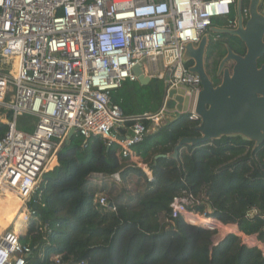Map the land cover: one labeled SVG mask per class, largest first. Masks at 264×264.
I'll return each instance as SVG.
<instances>
[{"label": "built area", "instance_id": "built-area-1", "mask_svg": "<svg viewBox=\"0 0 264 264\" xmlns=\"http://www.w3.org/2000/svg\"><path fill=\"white\" fill-rule=\"evenodd\" d=\"M235 7L236 0H0V107L11 112L0 136V193L11 191L21 201V226L27 228L31 195L70 129L118 145L120 163L135 164L151 178L131 147L178 115L166 107L169 91L183 97V108L188 98L183 112L199 121L194 108L201 82L183 61L185 46L196 47L214 19L236 27ZM137 65L163 82L164 96L155 113L127 125L110 95L137 81ZM98 200L108 206L104 194ZM192 202L191 195L175 197L170 216L192 223ZM20 232L0 235V264H26L30 249L21 245ZM53 260L59 264L60 257Z\"/></svg>", "mask_w": 264, "mask_h": 264}, {"label": "trees", "instance_id": "trees-1", "mask_svg": "<svg viewBox=\"0 0 264 264\" xmlns=\"http://www.w3.org/2000/svg\"><path fill=\"white\" fill-rule=\"evenodd\" d=\"M163 96V82L153 78L147 85L123 83L110 102L128 125L155 113ZM3 119L10 120L11 112L0 107ZM198 124L187 113L178 114L131 147L150 179L137 165L120 163L118 145L74 134L35 191L37 206L20 236L30 249L26 264H56L55 256L59 264H264L262 250L236 234L212 242L217 227L221 233L237 228L264 243V144L254 149L240 137H222L182 147L177 160L168 158L180 139L199 136ZM5 129L3 124L0 136ZM95 174L103 178L94 179ZM99 194L113 207L101 206ZM183 194L193 197L188 210L202 216H192V223L170 216L171 202Z\"/></svg>", "mask_w": 264, "mask_h": 264}, {"label": "water", "instance_id": "water-1", "mask_svg": "<svg viewBox=\"0 0 264 264\" xmlns=\"http://www.w3.org/2000/svg\"><path fill=\"white\" fill-rule=\"evenodd\" d=\"M243 4L247 7L246 16L242 13ZM235 16L234 28L213 25L208 29L210 33L234 37L244 48V52L239 54L231 46L225 45V55L219 62L216 73L219 75L222 71L219 84L214 85L205 71L207 36H203L196 47L191 44L185 46L183 61L190 65L189 72L196 74L201 82V91L194 108L199 120L195 130L199 136L180 139L172 153L167 155L170 159L177 160L178 150L182 147L222 137H240L253 143L254 149L264 144V62L260 63L264 58V0H246V3L237 0ZM227 63L230 67H224ZM132 71L139 84L147 85L151 81L150 77L143 74L140 65L135 66ZM169 98L166 107L183 114V97L172 90L169 91ZM74 134L75 130L70 129L65 144L69 143ZM31 203V208L35 209V192L31 195ZM108 207L113 206L109 203ZM207 225L214 228L211 224ZM227 234L219 239L213 236L214 245Z\"/></svg>", "mask_w": 264, "mask_h": 264}, {"label": "rangeland", "instance_id": "rangeland-1", "mask_svg": "<svg viewBox=\"0 0 264 264\" xmlns=\"http://www.w3.org/2000/svg\"><path fill=\"white\" fill-rule=\"evenodd\" d=\"M230 17L234 18V14ZM214 21H215V24L218 23L219 25L226 23V20H223V18H217V19H214ZM207 34H208L207 35L208 43H207V50H206V55H205V59H204L205 71H206L207 75L209 76L210 80L212 81V83L214 85H216L220 82V77H219V75L216 74L218 60L221 59L223 54L225 53V45L224 44L231 46L232 43L230 44L229 42L234 41V37H231V36L225 35V34H214V33H210V32H208ZM231 39H233V40H231ZM233 44H234V47L238 46L237 51H240L242 53L244 52L243 45L241 43H238L237 40H235ZM231 47H233V46H231ZM228 66H230V64H228ZM188 108H189L188 98H186L185 102H184V108H183L184 112L187 111ZM3 122H4V119L0 120V128H2ZM0 197H1L0 198V213L2 210L6 209V208H12L13 207L12 201H4L3 200L2 192L0 193ZM19 212H20V209H19ZM192 216H195V215H192ZM198 217H202V216L198 215ZM15 222H13L10 226H8L7 222L0 216V235L2 234V232L4 230H14L16 228ZM215 222H217L222 227H231V228L233 226L236 227L235 224L223 225L218 221H215ZM195 224H200V223L196 222ZM215 228H216L215 229L216 233H215L214 237H218L217 239L221 238L223 235H225L227 233H235L241 237L242 242L245 245H247L249 247L256 246L261 250L264 248V243L259 242L255 235L245 236L241 233L239 234V232L236 231L237 228L235 230L233 229L232 232L230 231V232L221 233L217 227H215ZM26 229L27 228H25V227L22 228V226L20 225V227H18L17 230L21 231L20 232L21 235H24L26 232ZM127 239H128L127 235L124 236L123 243L121 245L122 248H124V246H126ZM213 243L215 244V240L213 241ZM122 248H121V250H122ZM103 257H105V256H103Z\"/></svg>", "mask_w": 264, "mask_h": 264}, {"label": "bare ground", "instance_id": "bare-ground-1", "mask_svg": "<svg viewBox=\"0 0 264 264\" xmlns=\"http://www.w3.org/2000/svg\"><path fill=\"white\" fill-rule=\"evenodd\" d=\"M2 195H3L4 201L8 200V201L13 202V207L12 208H6V209L2 210L0 213V216L7 222L8 226H10L13 222L16 221L15 222V227H16L15 229L17 230L18 227H20V225H21L22 214L19 212V209L21 207V201L11 191H3ZM204 219H206V218H204Z\"/></svg>", "mask_w": 264, "mask_h": 264}, {"label": "flooded vegetation", "instance_id": "flooded-vegetation-1", "mask_svg": "<svg viewBox=\"0 0 264 264\" xmlns=\"http://www.w3.org/2000/svg\"><path fill=\"white\" fill-rule=\"evenodd\" d=\"M236 1H237V0H236ZM243 2L246 3V0H243ZM223 20H225V19H223ZM212 24H213V25H216V26L223 27V28H228V26H227V20H226V23H225V24H221V25H219L218 23L215 24V21H213ZM208 32H209V31H208ZM208 32H207V33H208ZM207 33L205 34L206 36L208 35ZM205 35H203V36H205ZM201 39H202V38H201ZM231 40H233V39H231ZM235 40H237V39L234 38V41H235ZM234 41L229 42L230 44L232 43L231 46H233V48H235V47H234V44H233ZM224 45H226V44H224ZM206 50H207V48H206ZM234 50H235V49H234ZM235 52H237V51H235ZM239 54H242V53H239ZM205 55H206V52H205ZM224 55H225V53L223 54L222 58L224 57ZM222 58H221V59H222ZM204 59H205V56H204ZM221 59L218 60L217 69H218V65H219V62L221 61ZM228 64H229V63L225 64L224 67H230V66H228ZM204 67H205V65H204ZM216 73H217V70H216ZM221 75H222V71H221L220 74H219V77H220V78H221ZM218 84H219V83H218ZM216 85H217V84H216Z\"/></svg>", "mask_w": 264, "mask_h": 264}, {"label": "crops", "instance_id": "crops-1", "mask_svg": "<svg viewBox=\"0 0 264 264\" xmlns=\"http://www.w3.org/2000/svg\"><path fill=\"white\" fill-rule=\"evenodd\" d=\"M3 192V191H2ZM1 198V197H0ZM8 201V200H7Z\"/></svg>", "mask_w": 264, "mask_h": 264}]
</instances>
